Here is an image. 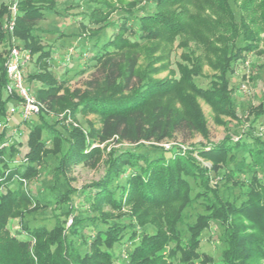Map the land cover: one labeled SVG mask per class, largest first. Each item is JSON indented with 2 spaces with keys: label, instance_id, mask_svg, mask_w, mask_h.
Masks as SVG:
<instances>
[{
  "label": "trees",
  "instance_id": "trees-1",
  "mask_svg": "<svg viewBox=\"0 0 264 264\" xmlns=\"http://www.w3.org/2000/svg\"><path fill=\"white\" fill-rule=\"evenodd\" d=\"M141 1L66 0L60 6L59 0H19L14 31L9 33L4 24L11 1L0 0V121L20 103L19 96L7 90L5 64L13 43L31 52L25 84L43 104L34 118L14 126L15 131L27 126L25 152L15 132L0 128V264H115V245L125 241L136 242L126 256H118L121 264H212V256L198 251L201 233L212 221L220 225L223 264H264V131L257 128L264 117V99L258 104L239 101L228 75L250 51L264 56V0H150L154 10L139 7ZM80 6L84 9L73 14L79 29L75 33L42 24ZM119 10L122 14L109 21ZM113 23L114 33L73 74L95 68L85 88L67 86L73 75L67 76L69 68L55 75L53 49L46 43L49 33L56 28L60 37L78 35L74 45L82 59L89 52L84 38ZM178 35L186 49L178 62L179 78H147L139 65L144 50L140 41L162 39L168 51ZM70 48L61 63L73 58ZM204 63L214 70L208 87L196 80L203 75ZM250 79L264 82V62L252 65ZM117 91L127 94L116 97ZM167 96L166 105L156 103L149 110L150 101L162 102ZM199 96L238 126L243 124L240 132L232 129L236 139L231 133L209 149L197 148L210 160V170L193 156L194 150H172L167 157L163 148L139 145L111 155L100 180L86 188L72 185L75 164L98 162L93 158L100 148L87 151L93 139L139 143L177 130L206 132L200 126L205 118L197 106ZM66 110L75 121L79 113L95 114L100 126L89 121L85 132L78 122L75 126L51 116ZM203 192L211 196L205 198ZM79 195L86 198L78 204ZM197 202L203 211L186 215V208ZM38 211L54 220L51 228L30 225L28 216ZM69 216L73 220L67 225ZM11 219L19 220L16 234L6 228Z\"/></svg>",
  "mask_w": 264,
  "mask_h": 264
},
{
  "label": "rangeland",
  "instance_id": "rangeland-1",
  "mask_svg": "<svg viewBox=\"0 0 264 264\" xmlns=\"http://www.w3.org/2000/svg\"><path fill=\"white\" fill-rule=\"evenodd\" d=\"M66 0H59V5L61 6ZM114 1V0H113ZM119 1V0H118ZM130 1V0H129ZM115 4H126V1L122 4V2ZM138 6L142 7H151V9H155V7L150 3V0H143L140 3H138ZM83 7H73L69 9V14H64L61 16L58 15H52L49 18L42 21V24L50 28L57 27L58 30L64 31L66 34L70 32H77L78 29V22H76L75 16L73 14L78 13L82 11ZM122 13L119 11H116L112 14L109 21H113L115 18L119 17ZM116 24H110L108 27H104L102 31H100L98 34H93L91 36H87L84 38L85 47L88 49V53L84 54L82 56V59L78 56V51H76V47L74 44L78 43V35H72V36H65L62 37L59 36V31H56L57 29L53 28L54 32H50L47 36L46 43L53 49V70L56 76H61L62 72L65 70L64 68H69V72L67 73L68 77H71L76 70L80 68V66H83V62H86L88 60L89 55L93 56L96 54L97 51H99L103 44L110 38V36L115 31ZM181 35L176 36L172 42L170 43L168 47V51L166 48V43L161 41L162 39H155V40H148L144 39V44L142 45L144 50L141 51V58L139 65L142 69H144L148 76L147 78H155V79H164L165 77L173 76L174 79L179 78L178 73V62L182 60V54L185 52L184 46L181 45ZM130 40L134 41L135 38L132 37V35H129ZM128 37V38H129ZM165 38H163L164 40ZM190 45L194 46L193 41H190ZM70 47H74V51L70 60H67V64H63L60 62L61 55H63L64 51H68ZM0 48L2 46L0 45ZM148 51H147V50ZM132 50V49H131ZM138 50H141L139 48ZM68 54V53H67ZM65 55V58H67L68 55ZM154 57H158L159 61L152 60ZM81 60V61H80ZM148 60H151L148 62ZM82 62L80 65L79 63ZM153 62V63H151ZM263 63L264 62V56L256 54V52L250 51L247 53L244 61H239L232 73H229V77L231 79V86L234 88L233 94L237 96L239 101H248L252 102L253 104H258L262 99H264V82L259 81V84H254L253 80L250 79V76L252 75V65L255 63ZM168 64V66H167ZM205 64V63H204ZM32 65V62L27 67L30 68ZM166 65V66H165ZM165 66L164 69H160L159 71H155L156 67ZM154 69V71H153ZM175 72V75H171L169 72ZM96 72L95 68L92 67L89 70H87L84 74L81 75H73L71 79L67 82V86H71L72 89L75 88H81L84 89L86 86V81L92 78V74ZM203 75L198 76L196 78L198 84H200L203 87L209 86L210 81V75L214 73V70H212L208 64H205L202 69ZM170 74V75H169ZM149 80V79H148ZM258 85V86H257ZM125 94H127L126 91H117L115 92L116 97H122ZM171 97V96H170ZM167 96L166 98H163L162 102L158 101V99L150 101L151 108L149 110H152V106L156 103H161L162 105H166L168 103V99L170 98ZM197 98V106L201 109L204 118H205V124L200 125L203 127H206V132L201 131L200 128L193 129L192 131H181L177 130L175 132H171L170 135H167L166 137H163L162 139L158 140L157 138H151L150 140L142 139L139 143H133L128 140L119 139L118 137H112L109 140H106L104 142H100L99 139H93L90 146L88 147L87 151H90L94 148H100V154H97L94 156L93 159L98 161L95 166L85 164L83 162L77 163L72 168V176L74 178V181L72 182V185L76 188H86L88 185H91L93 182L98 181L102 178V176L105 173L106 168V161L111 155H114V153L117 151L118 153L121 151L126 150H133L139 145L141 146H154L155 148H163L166 151L163 153L165 156L169 157L171 156L173 151H177L182 154H186L189 150L193 151V156H195L201 165L205 166L207 170H210L211 162L210 160H207L206 158H203L200 152L197 150L198 147L209 149L212 144L218 143L221 140H223L226 135L233 134L235 139L237 138V135L233 133L232 129L237 128L238 132L243 129V124L241 126H238L236 120H232L231 117L222 111H217L213 107L209 101H207L203 97H196ZM177 100V99H176ZM175 100V101H176ZM176 108L181 107V103L179 101H176L175 103ZM196 104V103H195ZM53 113V112H52ZM51 113V116H56V118L64 119L65 122H71L75 126H79V124L84 128L85 132H88L89 130V121L93 122L96 126H100V120L99 117L95 114H87L84 115L82 113L77 114L76 118L78 121H75V118L72 116H69V111H63L59 112L58 115H53ZM174 113V111H173ZM172 113V114H173ZM165 116L164 118H166ZM35 116V115H34ZM34 116L31 117L34 118ZM23 118L19 113L13 114L10 116V122L7 126V133L12 134L13 132L16 133V137L18 140H20L22 144V151L25 152L28 149V146L26 144L27 142V126L26 124H21L19 129L17 131L14 130V126L16 124H19V122ZM79 124H78V123ZM229 123V126H228ZM233 125H236L233 127ZM261 132L264 131V117L262 118V123L257 126ZM204 132V133H203ZM22 133V135H20ZM14 141V139H12ZM143 146V147H144ZM137 150L142 151L143 148H137ZM173 150V151H172ZM156 154H160V152H156ZM125 177L123 176L120 179V184L123 183ZM214 184V183H213ZM87 191L90 192V194H93V190L91 188H87ZM118 192L116 194V198H118ZM88 195V194H87ZM203 197H210L211 195L208 192H203ZM86 196V194H85ZM83 195H79L78 197L75 196L76 202L79 204V201L81 200L84 202V198H86ZM86 207V206H85ZM84 208V207H82ZM204 209V206L200 204L199 202L193 203L191 207L189 206L185 210V214L188 215V212L191 211L192 216H196L197 214L201 213ZM73 216H69L67 219V225L72 224ZM28 221L31 226H46L48 228H51L54 224V220L51 218H45V216L42 214L41 211H38V214H33L28 216ZM88 222V221H87ZM220 225L216 221H212L210 223L209 227H206L200 236V246H199V253H206L210 256H212L213 262L212 264H223L221 260V251L224 248V243L221 239L220 235ZM8 230L10 228L11 232L13 234H16V231L20 229V224L18 219H11L10 222H8L7 227ZM5 228V229H6ZM86 233H89V230H86ZM22 237L28 239V236L26 233H22ZM125 239V238H124ZM123 239V240H124ZM126 240V239H125ZM134 241L133 243H135ZM133 243L129 241H125L120 243H117L115 245V248L113 250L115 254V264H121L122 259L118 256H126V254L131 250V248L134 246ZM179 264V263H177ZM195 264H199L198 262Z\"/></svg>",
  "mask_w": 264,
  "mask_h": 264
},
{
  "label": "built area",
  "instance_id": "built-area-1",
  "mask_svg": "<svg viewBox=\"0 0 264 264\" xmlns=\"http://www.w3.org/2000/svg\"><path fill=\"white\" fill-rule=\"evenodd\" d=\"M11 15L5 22L4 28L12 33L14 31L16 17L18 15V1L10 0ZM73 48H70L71 52ZM69 59V55L67 57ZM32 59L31 52L23 46L13 43L9 49L8 57L6 61V71L9 77V83L7 90L9 93L15 92L19 98L20 103L17 106H12L7 117L0 121V128H4L9 125L10 116L19 113L23 119H31L32 116L40 112L43 104L33 95L30 89L25 84V72Z\"/></svg>",
  "mask_w": 264,
  "mask_h": 264
}]
</instances>
